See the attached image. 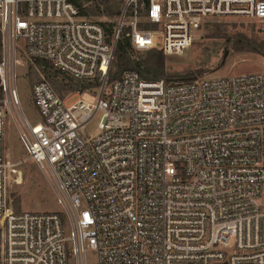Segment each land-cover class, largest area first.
Returning <instances> with one entry per match:
<instances>
[{
	"label": "built area",
	"instance_id": "built-area-1",
	"mask_svg": "<svg viewBox=\"0 0 264 264\" xmlns=\"http://www.w3.org/2000/svg\"><path fill=\"white\" fill-rule=\"evenodd\" d=\"M226 17L264 23V0H122L111 38L70 0H0V264H264V71L109 78L121 35L182 55ZM36 60L100 84L35 83L32 122L18 76ZM10 119L60 211L15 210Z\"/></svg>",
	"mask_w": 264,
	"mask_h": 264
},
{
	"label": "rangeland",
	"instance_id": "rangeland-1",
	"mask_svg": "<svg viewBox=\"0 0 264 264\" xmlns=\"http://www.w3.org/2000/svg\"><path fill=\"white\" fill-rule=\"evenodd\" d=\"M122 6V3H121ZM95 20H113L116 24L117 16L96 17L85 15ZM210 22H220L230 35L242 33L257 42H264V23L248 18H213ZM211 24V23H210ZM206 25L198 32L192 46L182 55L166 56L167 74L174 78L183 79L191 76L189 72L198 70H210L199 77L219 76L225 74H239L245 72L264 71V56L253 51H237L228 46L223 38L209 36L213 29L212 24ZM145 52H138L139 56H145ZM47 67L36 61H30L26 66L19 67L18 87L22 107L26 116L32 121H38L39 117L32 99V87L41 80H48L63 97H69L73 92L71 80L59 73L50 72V78L46 74ZM111 75L115 72L114 62L111 67ZM93 101L92 97H87ZM98 120H93L87 133L94 135L98 132ZM6 143L8 153L13 162L22 161L16 166L13 173L10 191L13 205L16 211H60L61 206L57 202L49 176L43 172L33 160H26V151L19 139L16 123L10 119L6 124ZM87 264H97V258L92 251L86 256Z\"/></svg>",
	"mask_w": 264,
	"mask_h": 264
},
{
	"label": "trees",
	"instance_id": "trees-1",
	"mask_svg": "<svg viewBox=\"0 0 264 264\" xmlns=\"http://www.w3.org/2000/svg\"><path fill=\"white\" fill-rule=\"evenodd\" d=\"M80 10L83 15H92L96 17L103 16H117L120 13L122 0H70ZM111 38L114 32L115 22L113 20L99 19ZM212 24L213 29L209 36L223 38L228 46L233 47L237 51H253L264 56V42H257L253 38H248L242 33L230 35L226 32L223 24L220 22H207L205 24ZM210 24V25H211ZM138 51L132 46L130 39L125 35H121L116 44L114 67L115 72L111 75V80L120 77L121 73L127 69H134L138 71L147 80H165L179 81V80H193L197 79L210 70H198L197 72H189L183 79L174 78L167 74L165 54L158 49L146 51L145 56H139ZM37 63L43 64L47 67L46 74L50 78V72L57 73L53 66L43 60H36ZM111 73V70H110ZM109 73V74H110ZM69 78V77H68ZM72 82V90L83 91L88 87L98 86L100 84L99 78L93 81H79L74 78H69Z\"/></svg>",
	"mask_w": 264,
	"mask_h": 264
}]
</instances>
